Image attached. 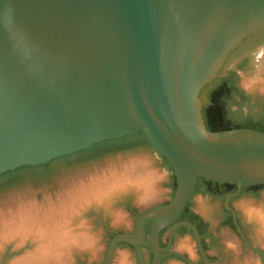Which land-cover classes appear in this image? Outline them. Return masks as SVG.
<instances>
[{"label":"water","instance_id":"1","mask_svg":"<svg viewBox=\"0 0 264 264\" xmlns=\"http://www.w3.org/2000/svg\"><path fill=\"white\" fill-rule=\"evenodd\" d=\"M246 37L228 70L264 42V0H0V179L140 130L172 174L171 200L115 232L100 264L120 242L140 264H160L179 225L206 264L192 224L174 222L164 248L158 236L197 178L237 186L223 206L238 232L229 198L264 185V132L206 130L199 97Z\"/></svg>","mask_w":264,"mask_h":264},{"label":"rangeland","instance_id":"2","mask_svg":"<svg viewBox=\"0 0 264 264\" xmlns=\"http://www.w3.org/2000/svg\"><path fill=\"white\" fill-rule=\"evenodd\" d=\"M248 41L246 37L225 60L223 76ZM238 65L241 69L236 71L235 81L250 96L253 107L250 117L245 106L240 110L230 107L228 117L233 124L256 120L260 109H264V42H257ZM214 82L200 92L202 108L208 103L209 90L217 83ZM140 181L146 187L138 193L135 186ZM202 185L203 179L199 178L189 205L208 222L209 230H214L216 242L209 246L213 264H264V185L245 186L230 201L243 242L224 226L216 229L222 219V201L201 195ZM172 188V174L140 130L43 168L3 177L0 264H100L110 234L132 232L136 215L170 201ZM200 204L208 205L209 210H203ZM165 237L166 234L163 242ZM194 246L189 238L178 237L172 251L187 264H195ZM111 264L140 263L132 246L118 244ZM163 264L181 263L167 259Z\"/></svg>","mask_w":264,"mask_h":264},{"label":"flooded vegetation","instance_id":"3","mask_svg":"<svg viewBox=\"0 0 264 264\" xmlns=\"http://www.w3.org/2000/svg\"><path fill=\"white\" fill-rule=\"evenodd\" d=\"M259 57H261V55ZM240 69H241V67L237 64V66H236V68L234 70H228L225 76L216 79L215 82H217V83H221L222 82L223 88L225 89V91L223 92V94L221 95V97L219 99L221 104L225 107V105H226L225 101L227 99H230L232 97V99H234L235 102L238 103L244 97V99L246 100L244 106L246 107L247 115L249 116L250 113H251V107H253L252 100H251L250 96L248 94H246L237 85V83L235 81L236 80L235 78H236V75H237L236 71L238 73L240 71ZM229 78H232V79H229ZM240 91H242L244 95H241ZM215 93L216 92H215L214 89L212 91L210 89L209 93H208V96L214 95ZM231 107H235L236 110L238 109V105L237 104H234ZM246 122L244 121V122H242L240 124H234L233 128H247V129H254V130H257V131L264 132V109L263 108L260 109V111L258 112V117H257L256 120H251V118H250V120L249 121L247 120ZM23 168H25V167H23ZM197 181H198V178L196 180V184H195L193 195L196 193ZM244 188L245 187H241L239 195L242 193ZM224 190H228V193L225 196H222L220 194V191H224ZM237 191H238V188H237L236 185H234L233 187L228 188L225 185H222V184H219V183L213 184L212 181H208V180L203 179V185H202V190L200 191V194L201 195H207L211 200L216 198V199L222 201V219L218 222V224L216 226V229L219 228V226H221L222 228L224 226V227L228 228V230L233 232L235 235H237L238 238L241 240V242H243L244 239L241 238V235L243 237H244V235H243V232H242L241 227L239 225V222H238V219H237V215H236V222H237V225L239 226L240 232L237 231V226H236V224L234 222V218H233L232 212L230 210L225 209L224 206H223V202H224L225 197L228 194L236 193ZM239 195H237V196H239ZM237 196H235V197H237ZM232 198H234V197H230L229 198V202H228L229 206H230V201H231ZM189 202L186 204L185 208L180 212L178 217L169 226H167V227H165V228H163V229H161L159 231V236H158L159 245H160V247H163V248L167 246L169 231H170V228H171V226H172V224L174 222H178V221L179 222H188V223L192 224L195 227V229H196V232H197L199 240H200V245H201L202 251H203L204 256L206 257V260H207L206 264H213L212 255L209 253V248H210L209 246H210V244L216 242L215 236H214V233H213L214 230L213 231L209 230L208 222L204 218H202L198 213H196L194 210H192L190 208ZM151 221H149L147 219L146 222L144 223V229H145L147 238H148V235H149V229H150ZM132 232H128V233H132ZM164 234H166V237H165V241L163 242L161 239H162V236ZM114 235H115V233L110 234V239ZM178 237H181V238L182 237H187L191 241L194 242V245H195L194 246V252H195V255L197 256V261H196L195 264H204L205 263V258L201 255V253H200V251L198 249V246L196 244L195 234H194L193 230L191 229V227H189L187 225H179V226H177L174 229V231L172 232V235H171L170 248L168 250L162 251L160 253V257H161L160 264H163L167 259H174V260L179 261L181 264H187L186 260H184L181 256H179L178 254H176V253H174L172 251V244L175 241V239L178 238ZM118 244H123L125 246L131 247L130 244H127V243H124V242H120ZM118 244L116 245V247L118 246ZM151 261H152V257H151L149 262H151Z\"/></svg>","mask_w":264,"mask_h":264},{"label":"trees","instance_id":"4","mask_svg":"<svg viewBox=\"0 0 264 264\" xmlns=\"http://www.w3.org/2000/svg\"><path fill=\"white\" fill-rule=\"evenodd\" d=\"M229 79H232V78H229ZM213 89L215 90L216 93L208 97V103L204 105L202 108V117H203L205 128L208 131H222V130L233 129L234 124L231 122V120L228 117V112L230 110V107L234 104H237L238 109L240 110L245 105L246 100L243 97V99L240 102L236 103L235 100L232 99L231 97L230 99H227L225 101L226 105L224 107L219 101L221 95L225 91V89L223 88L222 82L216 83L215 86L211 88V91ZM240 92H241V95H244L242 91ZM215 183L217 182H213V184ZM222 185H225L228 188L234 186V185L227 184V183L222 184ZM259 186H262V185L250 186V187L255 188ZM227 193H228V190L220 191V194L222 196H225Z\"/></svg>","mask_w":264,"mask_h":264},{"label":"bare ground","instance_id":"5","mask_svg":"<svg viewBox=\"0 0 264 264\" xmlns=\"http://www.w3.org/2000/svg\"><path fill=\"white\" fill-rule=\"evenodd\" d=\"M250 45L248 44V47L246 46V50H248V49H250ZM127 183H128V186H129V180H125ZM134 187V186H133ZM133 187H131V189H133ZM146 186L145 185H143V181H140V183H137L136 184V186H135V188H137L138 189V193H139V190L140 191H142V190H144V188H145ZM130 189V188H129ZM134 190V189H133ZM137 191V190H136ZM135 191V192H136ZM89 192V191H88ZM134 192V191H133ZM88 195V194H87ZM71 198V197H70ZM71 200V199H70ZM200 206H201V204H200ZM200 206H199V208H200ZM201 208L203 209V210H209V208H208V205H205V204H203L202 206H201ZM246 215V214H245ZM253 218V217H252ZM255 219H257V218H255ZM254 218H253V220H255ZM258 220V219H257ZM261 221V220H260ZM259 222V221H258ZM259 225H260V223H259ZM261 226V225H260ZM31 229V228H30ZM33 229V228H32ZM40 231H46L47 232V230L46 229H43V228H41V229H39ZM53 235V234H52Z\"/></svg>","mask_w":264,"mask_h":264}]
</instances>
